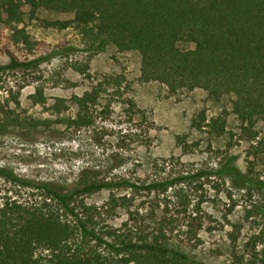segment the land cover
I'll list each match as a JSON object with an SVG mask.
<instances>
[{
	"label": "rangeland",
	"instance_id": "rangeland-1",
	"mask_svg": "<svg viewBox=\"0 0 264 264\" xmlns=\"http://www.w3.org/2000/svg\"><path fill=\"white\" fill-rule=\"evenodd\" d=\"M38 16L45 20L73 18L72 13L46 9L39 10ZM19 27L25 30L28 42L15 40L0 25V66L9 63V52L21 61L45 59L22 72H0V168L61 189L75 186L85 169L96 171L98 180L146 185L170 174L216 171L227 156H236L235 165L247 173L250 144L238 141V121L233 115L229 118V131L236 134L232 148L227 147L228 137L216 138L191 126L203 108L210 116L219 112L202 90L170 96L159 82L142 78L138 51L119 52L114 45L92 51L73 29L45 28L28 14ZM85 66L88 69L81 73ZM86 92H95L97 103L81 111L76 98ZM81 112L92 122L89 126L72 123ZM259 129L264 138V128L260 125ZM253 176L264 179L263 154ZM0 192L29 200L41 195L2 179ZM180 195L189 202L188 209L180 205ZM263 202L261 194L249 195L230 180L210 175L160 197L123 187L79 197L72 206L90 228L112 242L108 232L132 230L135 220L137 226L149 229L156 226L154 215L161 217L166 207L174 214L184 210L189 214L200 204L207 226L215 229L203 230L198 242L177 235L169 242L172 247L201 264H230L234 245L229 233L234 226L243 264H261L251 251L250 237L264 230V217H255L252 210L246 219V210L250 203ZM232 205L234 211L228 214ZM63 217L76 232L72 249L95 250L107 260L118 258L95 241L83 240L77 221L66 214ZM173 226L179 229V224ZM42 264L49 262L44 259Z\"/></svg>",
	"mask_w": 264,
	"mask_h": 264
},
{
	"label": "trees",
	"instance_id": "trees-1",
	"mask_svg": "<svg viewBox=\"0 0 264 264\" xmlns=\"http://www.w3.org/2000/svg\"><path fill=\"white\" fill-rule=\"evenodd\" d=\"M41 9L72 13L73 18L40 19ZM27 14L45 28L73 29L92 51H103L109 45L119 52L138 51L142 78L159 82L170 96L194 90L205 92L219 112L210 116L203 108L193 117L191 126L216 138L228 137L227 147L232 148L236 134L229 131V118L233 115L238 121V141L250 144L248 171L242 173L235 165L236 156H227L213 172L170 174L137 185L129 180H98L96 171L85 169L75 186L61 189L0 168V179L41 194L29 200L0 192V264H42L44 259L49 264H201L169 243L177 235L198 242L203 230L215 229L207 226V215L199 209L201 202L199 210H190L189 214L186 210L174 214L166 207L161 217L154 215L156 226L149 229L137 226L135 220L132 230H112L106 234L112 242L90 228L72 205L79 197L123 187L160 197L174 187L210 175L230 180L249 195L257 192L264 196V179L253 176L259 155H264L259 129L260 125L264 128V0H0V25L15 40H29L19 27ZM8 55L10 61L0 66V72H22L45 59L21 61L13 53ZM87 69L85 66L79 71L85 73ZM76 99L84 111L97 103L98 96L86 92ZM85 118L81 112L72 123L89 126L92 122ZM183 198L177 197L188 209L190 204ZM247 207L246 219L252 210L255 217H264V202ZM234 208L232 205L228 214ZM64 214L77 221L83 240L95 241L118 258L107 260L95 250L72 249L76 232ZM174 223L179 224L178 230ZM233 228L229 233L234 245L230 264H243L244 256L237 249L238 230ZM256 233L250 237L251 251L264 264L263 228Z\"/></svg>",
	"mask_w": 264,
	"mask_h": 264
}]
</instances>
